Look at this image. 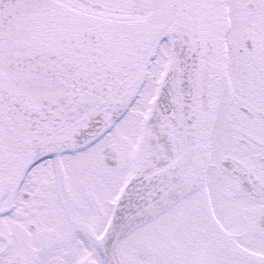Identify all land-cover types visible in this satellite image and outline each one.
Segmentation results:
<instances>
[{"label": "snow or ice", "instance_id": "6c2138e0", "mask_svg": "<svg viewBox=\"0 0 264 264\" xmlns=\"http://www.w3.org/2000/svg\"><path fill=\"white\" fill-rule=\"evenodd\" d=\"M0 264H264V0H0Z\"/></svg>", "mask_w": 264, "mask_h": 264}]
</instances>
